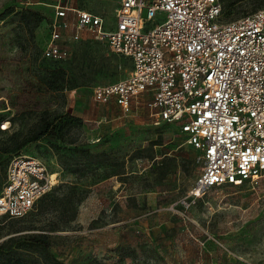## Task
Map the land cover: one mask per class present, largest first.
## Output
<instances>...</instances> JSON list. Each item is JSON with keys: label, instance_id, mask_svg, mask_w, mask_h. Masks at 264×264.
<instances>
[{"label": "rangeland", "instance_id": "obj_1", "mask_svg": "<svg viewBox=\"0 0 264 264\" xmlns=\"http://www.w3.org/2000/svg\"><path fill=\"white\" fill-rule=\"evenodd\" d=\"M53 1L0 0V193L19 153L57 180L25 217L0 214V264H264V175L191 198L203 162L179 125L155 124L141 101L124 113L93 99L131 59L88 33L61 62L43 56ZM120 1L74 4L114 23ZM222 2L224 21L264 7ZM37 234L50 254L29 248Z\"/></svg>", "mask_w": 264, "mask_h": 264}, {"label": "built area", "instance_id": "obj_2", "mask_svg": "<svg viewBox=\"0 0 264 264\" xmlns=\"http://www.w3.org/2000/svg\"><path fill=\"white\" fill-rule=\"evenodd\" d=\"M49 5L43 56L61 62L88 33L131 59L129 75L95 85L93 99L124 113L141 101L155 124L179 125L203 162L191 198L264 175V7L224 21L222 0H121L112 23L74 0ZM53 174L38 157L14 155L0 214L25 217L54 186Z\"/></svg>", "mask_w": 264, "mask_h": 264}, {"label": "trees", "instance_id": "obj_3", "mask_svg": "<svg viewBox=\"0 0 264 264\" xmlns=\"http://www.w3.org/2000/svg\"><path fill=\"white\" fill-rule=\"evenodd\" d=\"M50 62H52V63H57V62H54V61H51L50 60ZM47 129L45 128L44 129V131H39V132H37L36 134H34V135H32V136H30V137H28V138H26L22 143H21V145H23V144H25V143H27V142H29V141H32V140H38L42 135H43V133L46 131ZM46 194H48V193H46ZM45 194V195H46ZM44 195V196H45ZM43 197V196H42ZM41 197V198H42ZM40 198V199H41ZM39 199V200H40ZM38 200V201H39ZM37 204V203H36ZM23 218V217H22ZM33 237H34V240L37 242V243H35V244H37V245H39V247H33V246H29V248H34L35 250H41V251H43V252H46V253H48V254H50V246H51V243H50V240L47 238V236L46 235H44V234H37V235H33ZM28 248V247H27Z\"/></svg>", "mask_w": 264, "mask_h": 264}, {"label": "bare ground", "instance_id": "obj_4", "mask_svg": "<svg viewBox=\"0 0 264 264\" xmlns=\"http://www.w3.org/2000/svg\"><path fill=\"white\" fill-rule=\"evenodd\" d=\"M6 127H7V122H6ZM52 177H53L54 181L57 182V180H56V178H55V177H56V174H55V173L53 174Z\"/></svg>", "mask_w": 264, "mask_h": 264}, {"label": "snow or ice", "instance_id": "obj_5", "mask_svg": "<svg viewBox=\"0 0 264 264\" xmlns=\"http://www.w3.org/2000/svg\"><path fill=\"white\" fill-rule=\"evenodd\" d=\"M4 127H6V125H4Z\"/></svg>", "mask_w": 264, "mask_h": 264}]
</instances>
